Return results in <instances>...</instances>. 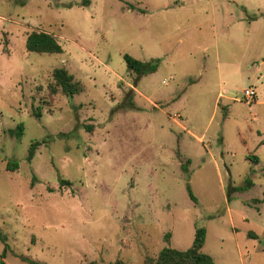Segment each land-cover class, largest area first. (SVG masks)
Instances as JSON below:
<instances>
[{"label": "rangeland", "instance_id": "374dc122", "mask_svg": "<svg viewBox=\"0 0 264 264\" xmlns=\"http://www.w3.org/2000/svg\"><path fill=\"white\" fill-rule=\"evenodd\" d=\"M197 228L214 264H264V0H0L4 264H144Z\"/></svg>", "mask_w": 264, "mask_h": 264}, {"label": "trees", "instance_id": "16d2710c", "mask_svg": "<svg viewBox=\"0 0 264 264\" xmlns=\"http://www.w3.org/2000/svg\"><path fill=\"white\" fill-rule=\"evenodd\" d=\"M85 5L89 4V0H82ZM25 48L27 51H33L37 53H60L63 51L61 44L57 41L55 36L46 31H30L25 38ZM124 59L126 61L127 67L136 72L137 74H148L154 72L157 69V61L146 62L138 60L128 54H124ZM52 79L54 84H50L49 88L52 93L56 92L57 88L66 95H73L81 90V87L77 81L74 80L73 75L70 74L65 68L57 67L52 70ZM39 116V114H36ZM22 133V126L19 128ZM37 141L30 144L27 159L31 160L34 155V150L37 146ZM257 161L256 156L252 158ZM7 166H10L8 163ZM65 184H70L68 180H61ZM189 195L192 199V195L189 187H187ZM167 237V236H166ZM205 239V231L203 228H197L195 235L190 247L186 249H177L174 247L166 246L163 247L157 254L156 257H148L145 259L144 264H214L213 258L202 251V247ZM0 240L5 243L4 249L0 254V264H4L3 258L6 255L8 245L6 243V236L0 232ZM30 264H45L44 262L25 259ZM108 264H124L122 260H115Z\"/></svg>", "mask_w": 264, "mask_h": 264}, {"label": "built area", "instance_id": "2783aa9c", "mask_svg": "<svg viewBox=\"0 0 264 264\" xmlns=\"http://www.w3.org/2000/svg\"><path fill=\"white\" fill-rule=\"evenodd\" d=\"M256 90L252 87H248L242 91V97L246 103H250L255 99ZM239 100V98H236Z\"/></svg>", "mask_w": 264, "mask_h": 264}, {"label": "crops", "instance_id": "0c3cea01", "mask_svg": "<svg viewBox=\"0 0 264 264\" xmlns=\"http://www.w3.org/2000/svg\"><path fill=\"white\" fill-rule=\"evenodd\" d=\"M252 88H254V87H252ZM255 89V88H254ZM256 90V89H255ZM236 99V98H235Z\"/></svg>", "mask_w": 264, "mask_h": 264}]
</instances>
